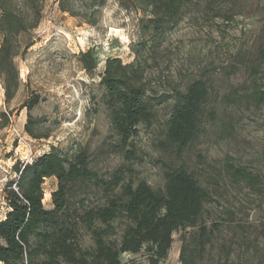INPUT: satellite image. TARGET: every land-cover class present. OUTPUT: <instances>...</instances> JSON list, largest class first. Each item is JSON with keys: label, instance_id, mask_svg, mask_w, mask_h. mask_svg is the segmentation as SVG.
<instances>
[{"label": "rangeland", "instance_id": "rangeland-1", "mask_svg": "<svg viewBox=\"0 0 264 264\" xmlns=\"http://www.w3.org/2000/svg\"><path fill=\"white\" fill-rule=\"evenodd\" d=\"M126 2L107 0L90 26L60 12L57 0H45L39 25L18 37L13 63L19 86L9 103L0 77V220L9 211L4 187L16 178V161L31 162L52 147L82 148L88 167L103 179L121 170L162 192L164 174L183 168L206 190L209 199L195 226L173 233L174 259L172 251L180 253L184 241L186 264H264V102L258 101L264 92V0H189L179 23L160 34L149 30L148 13L125 9ZM86 51L94 70L79 60ZM109 57L139 65L149 83L154 119L139 125L124 148L99 85ZM194 80L208 89L206 112L194 141L177 150L167 140L174 96ZM34 96L38 102L30 114L38 138L24 129L23 105ZM228 165L253 180L237 178ZM56 184L54 178L43 184L47 210ZM79 200L90 207L104 203L100 190L87 182L73 186L70 208ZM201 227L205 245L198 238ZM80 237L89 244L84 231ZM138 257L133 264H147L143 252ZM176 258L160 264H181Z\"/></svg>", "mask_w": 264, "mask_h": 264}, {"label": "trees", "instance_id": "trees-1", "mask_svg": "<svg viewBox=\"0 0 264 264\" xmlns=\"http://www.w3.org/2000/svg\"><path fill=\"white\" fill-rule=\"evenodd\" d=\"M45 0H0V77L5 101L9 103L19 86L13 63L17 55L18 37L34 30L40 23ZM60 12L82 23L95 26L107 0H57ZM189 0H127L122 7L141 10L149 30L160 34L180 21L183 6ZM83 68L94 70L90 51L81 53ZM99 85L111 113V125L120 145L130 146V138L139 125H149L154 114L148 91L149 83L139 65L124 64L120 58L105 60ZM168 121L167 140L177 150L190 145L197 136L208 89L202 80L188 84L184 92H176ZM258 101L264 102V92ZM37 96L23 105L27 111L26 133L34 138L35 119L30 114ZM6 121L7 116L1 115ZM127 158H131L129 148ZM237 178L253 180L240 168L228 165ZM16 178L6 183L4 192L9 211L0 220V264H133L121 256L143 252L147 264H160L168 258L173 233L195 226L203 205L209 199L206 190L183 168L166 172L162 192L153 190L144 180L125 177L117 170L109 179L99 177L88 167V154L79 148L72 152L52 147L49 152L23 164L12 166ZM56 179L51 192L52 209H45L43 184ZM91 183L100 190L104 203L88 206L79 200L73 209L69 195L75 184ZM84 231L89 244L81 241ZM206 229L200 228L201 245H205ZM185 242L179 261L186 264Z\"/></svg>", "mask_w": 264, "mask_h": 264}, {"label": "crops", "instance_id": "crops-1", "mask_svg": "<svg viewBox=\"0 0 264 264\" xmlns=\"http://www.w3.org/2000/svg\"><path fill=\"white\" fill-rule=\"evenodd\" d=\"M51 179V178H50ZM50 179H48V180H50ZM173 248L171 247V249H170V251H169V254H168V259H170V261L173 263L174 262V256L173 255H171V250H172ZM178 254H179V251H178V253H177V257H178ZM139 255H136V256H130V255H124V257H126V258H128V259H139V257H138ZM177 259V258H176Z\"/></svg>", "mask_w": 264, "mask_h": 264}, {"label": "water", "instance_id": "water-1", "mask_svg": "<svg viewBox=\"0 0 264 264\" xmlns=\"http://www.w3.org/2000/svg\"><path fill=\"white\" fill-rule=\"evenodd\" d=\"M256 216H257V213L256 212H254L252 215H251V219L253 220V219H255L256 218Z\"/></svg>", "mask_w": 264, "mask_h": 264}, {"label": "bare ground", "instance_id": "bare-ground-1", "mask_svg": "<svg viewBox=\"0 0 264 264\" xmlns=\"http://www.w3.org/2000/svg\"><path fill=\"white\" fill-rule=\"evenodd\" d=\"M172 253H175V259H174V261H175V260H176V257H177V253H178V251L173 250Z\"/></svg>", "mask_w": 264, "mask_h": 264}, {"label": "built area", "instance_id": "built-area-1", "mask_svg": "<svg viewBox=\"0 0 264 264\" xmlns=\"http://www.w3.org/2000/svg\"><path fill=\"white\" fill-rule=\"evenodd\" d=\"M22 140V139H21ZM30 160H26L25 162H23V164L29 163Z\"/></svg>", "mask_w": 264, "mask_h": 264}]
</instances>
